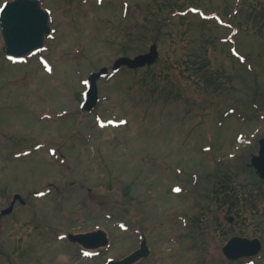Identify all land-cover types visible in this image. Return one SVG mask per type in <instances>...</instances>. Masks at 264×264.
<instances>
[{
    "label": "rangeland",
    "instance_id": "374dc122",
    "mask_svg": "<svg viewBox=\"0 0 264 264\" xmlns=\"http://www.w3.org/2000/svg\"><path fill=\"white\" fill-rule=\"evenodd\" d=\"M41 1L54 26L47 50L13 63L0 33V209L14 191L59 189L4 218L0 264H102L132 251L139 232L170 252L156 264H222L230 236L264 237L261 191L252 203L235 200L227 212L235 220L223 216L222 227L216 205L200 202L213 176L256 180L248 165L264 137V0ZM154 42L153 65L112 72L117 58ZM236 47L242 58L232 55ZM105 66L103 100L82 111L86 78ZM229 108L235 115L224 116ZM121 118L127 124L100 126ZM39 141L58 145L67 162L45 152L13 156ZM187 188L199 196L189 201ZM198 215L201 227L191 219ZM23 220L33 223L13 226ZM97 225L116 244L99 257L84 258L79 244L60 239Z\"/></svg>",
    "mask_w": 264,
    "mask_h": 264
},
{
    "label": "water",
    "instance_id": "95a60500",
    "mask_svg": "<svg viewBox=\"0 0 264 264\" xmlns=\"http://www.w3.org/2000/svg\"><path fill=\"white\" fill-rule=\"evenodd\" d=\"M0 26L5 38L7 53L19 57L42 48L46 35L51 31L49 13L42 8L40 0H14L7 3L0 15ZM158 55L157 45L154 44L148 53L137 55L135 58H119L114 68L118 69L123 64L131 68L144 66L153 63ZM107 73L108 69L103 68L99 72L93 73L89 78V89L86 92V100L83 103L84 109L90 110L96 106L99 100L97 80ZM261 145L260 154L253 157V165L264 176V139L261 141ZM102 234L104 236L98 239L105 240V234ZM95 237V234L91 235L90 233L71 235L72 240H79L87 246H89L90 240ZM251 243L244 239L234 238L226 246L225 250L231 256L236 257V255H232L231 251L243 249L246 244L250 246ZM144 249L145 247L122 261H111L109 264H131L142 254Z\"/></svg>",
    "mask_w": 264,
    "mask_h": 264
},
{
    "label": "flooded vegetation",
    "instance_id": "af4514ba",
    "mask_svg": "<svg viewBox=\"0 0 264 264\" xmlns=\"http://www.w3.org/2000/svg\"><path fill=\"white\" fill-rule=\"evenodd\" d=\"M247 186H245V188H246ZM227 188V189H226ZM231 188H232V186H231V184H225V183H223L222 185H219L218 186V188H217V191L219 190V189H222V191H227L228 190V194H231ZM245 188H243V189H241V190H244ZM253 190H255V191H263L264 190V184H260V185H256V186H254V187H249L248 189H247V193L248 192H251V191H253ZM35 192H37V191H35ZM231 200H224V204H228L229 202H230ZM17 202H19V203H25V204H27L28 203V200H25V199H23V200H20V201H17ZM222 203V204H223ZM229 205V204H228ZM263 238V237H262ZM262 251H263V254H261L262 256L260 257V259L261 260H264V238H263V248H262ZM153 252L147 257V258H142L141 260H139L138 262H136L135 264H147L148 262H149V260L150 259H152L153 258ZM258 256V255H257ZM257 256H255V257H247L246 258V260H251V261H254L255 263L254 264H260V263H257L258 261H259V259H258V257ZM154 259H156V257H154Z\"/></svg>",
    "mask_w": 264,
    "mask_h": 264
},
{
    "label": "snow or ice",
    "instance_id": "6c2138e0",
    "mask_svg": "<svg viewBox=\"0 0 264 264\" xmlns=\"http://www.w3.org/2000/svg\"><path fill=\"white\" fill-rule=\"evenodd\" d=\"M0 10H2V9H0ZM88 253H86V255H87Z\"/></svg>",
    "mask_w": 264,
    "mask_h": 264
}]
</instances>
